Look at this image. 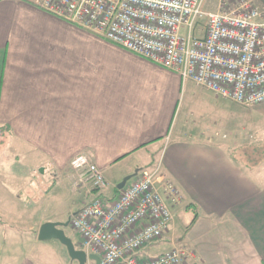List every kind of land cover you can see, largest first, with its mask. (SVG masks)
<instances>
[{
    "label": "crops",
    "instance_id": "1",
    "mask_svg": "<svg viewBox=\"0 0 264 264\" xmlns=\"http://www.w3.org/2000/svg\"><path fill=\"white\" fill-rule=\"evenodd\" d=\"M0 134L10 154L7 168L0 159V264H63L57 240H38L40 225L114 198L126 175L155 168L183 203L140 257L185 245L204 264H264V105L216 97L25 0H0ZM80 153L116 184L100 193L81 181L70 167ZM68 192L73 203L51 212Z\"/></svg>",
    "mask_w": 264,
    "mask_h": 264
},
{
    "label": "built area",
    "instance_id": "2",
    "mask_svg": "<svg viewBox=\"0 0 264 264\" xmlns=\"http://www.w3.org/2000/svg\"><path fill=\"white\" fill-rule=\"evenodd\" d=\"M35 7L178 73L216 97L244 107L264 105V12L255 0H25ZM211 3L214 10L207 9ZM78 178L105 193L104 171L89 155L72 157ZM183 203L158 168L139 171L117 195L94 197L70 216L80 249L100 264H204L178 245L139 252L172 229Z\"/></svg>",
    "mask_w": 264,
    "mask_h": 264
},
{
    "label": "rangeland",
    "instance_id": "3",
    "mask_svg": "<svg viewBox=\"0 0 264 264\" xmlns=\"http://www.w3.org/2000/svg\"><path fill=\"white\" fill-rule=\"evenodd\" d=\"M206 8L207 9H211V10L215 9V7L213 5H211L210 2L206 4ZM6 142H7V135L3 136V134H0V159L3 161L5 168L8 167L7 162H8V158H9V155H10L9 152L6 150ZM262 149H264V146H262ZM107 180H109L112 184H116L114 179H107ZM130 181L131 180H129V182ZM74 199H76V198L74 196H72L70 194V192H68L67 194L60 195V196H58L56 198V201L54 202V204L52 206V209L50 211L51 212L55 211V212H60V213L64 212L69 207V205H71L73 203ZM57 208L59 210H56ZM179 213H180V216L177 217L178 225H179L178 226V230L183 232L184 229L188 225V215H189V213H186L185 209H182ZM67 219H70V217H68ZM21 225L25 226V223H21ZM24 228H26V227H24ZM20 233L21 234H23V233L29 234V233L24 232V231L23 232L20 231ZM65 233L70 238H72V240H73V242L75 244V247L80 249L81 240L75 234L74 230L71 228L70 225H69V227L65 228ZM34 235H36V234H34ZM57 244H59V247L61 248V253L60 254H61V258H62L63 264H78L76 261H72L69 258L65 247L60 242H57ZM4 253H5V248H4V250H0V255H2ZM41 255H43L46 258H51L55 262L57 261V254L52 249L46 248V249L42 250V254ZM87 264H95V263L92 260H88Z\"/></svg>",
    "mask_w": 264,
    "mask_h": 264
},
{
    "label": "water",
    "instance_id": "4",
    "mask_svg": "<svg viewBox=\"0 0 264 264\" xmlns=\"http://www.w3.org/2000/svg\"><path fill=\"white\" fill-rule=\"evenodd\" d=\"M135 174L126 175L116 185V189L120 190ZM70 219L66 221H46L42 223L38 229L37 238L40 241L57 240L66 249L69 258L76 261L78 264H87L88 260L94 261L95 264H100L99 256L95 254H87L84 250L75 247V244L66 233L65 228L69 227Z\"/></svg>",
    "mask_w": 264,
    "mask_h": 264
},
{
    "label": "trees",
    "instance_id": "5",
    "mask_svg": "<svg viewBox=\"0 0 264 264\" xmlns=\"http://www.w3.org/2000/svg\"><path fill=\"white\" fill-rule=\"evenodd\" d=\"M116 191H118V190H116ZM193 213H194V215H193V219H192L191 223H193L195 221V219L197 218V216H198V214H197L195 209L193 210Z\"/></svg>",
    "mask_w": 264,
    "mask_h": 264
}]
</instances>
